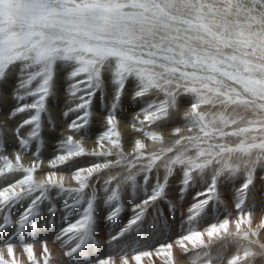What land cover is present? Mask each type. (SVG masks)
<instances>
[{"label":"snow or ice","instance_id":"1","mask_svg":"<svg viewBox=\"0 0 264 264\" xmlns=\"http://www.w3.org/2000/svg\"><path fill=\"white\" fill-rule=\"evenodd\" d=\"M60 68L66 72L68 92L77 102L64 113L65 117L74 113L75 118L67 126L71 134L59 141L57 154L48 161L52 170L37 180L38 170H44L39 155L34 154L30 166L22 164L19 151L14 162L8 155H0V177L22 173L0 187V210L31 200L18 219L4 215L0 222V231L15 225V232L0 243V264H25L21 251L26 264H54L47 241L40 242L37 252L34 242L13 239L40 214L39 206L51 199L52 189L57 195L71 194V202L64 204L67 211L81 202L87 205L79 218L55 236L62 246L70 241L74 244L63 255L71 257L87 245L98 246L94 232L97 195L86 196L85 190L94 188L91 180L112 167L125 171L109 175L101 185L108 208L106 219L114 222L120 214L121 189L131 186L142 191L144 199L135 205L127 225L107 241L109 248L138 224L149 206L166 199L168 177L179 168L183 174L181 199L196 177L205 181V174L211 171V182L205 181L207 187L195 194L187 209L186 233L176 239L185 254L199 250L193 264H254L256 257L264 256V218L253 227L252 211L244 207L256 169L264 168V0H0V82L13 74L17 78L13 90L17 105L7 118L0 119V134L8 130L12 118L30 112L14 129L20 150L26 151L31 142L40 139L41 113L53 94ZM106 73L111 76L114 94L106 105L103 130L96 136L99 150L88 152L74 136L88 129L97 91L103 102ZM130 80L135 89L133 100H145L130 127L158 147L150 150L142 139H135L133 151L126 154L118 113ZM34 81L35 87H30ZM27 97L32 102L22 103ZM181 98L189 100L182 113ZM175 119L182 126L172 127L167 141L162 131L153 130ZM25 126H31L27 136L21 133ZM230 138L238 142H230ZM85 155L101 157L103 162L75 168L71 179L77 187H66L65 177L57 169ZM113 156L115 160L108 159ZM160 168L164 169L163 183ZM153 171L157 180L149 189ZM241 173L244 182L236 190V218L228 212L203 231L192 227L210 203H222L219 178L234 179ZM141 175L143 184L137 182ZM169 208L175 211L170 202ZM49 212L54 215L53 208ZM218 242L222 251L235 246V254L226 257L217 251L212 255ZM161 257L162 264H176L173 243L159 244L154 250L113 248L103 256H91L85 264H143L145 258L155 264Z\"/></svg>","mask_w":264,"mask_h":264},{"label":"rangeland","instance_id":"2","mask_svg":"<svg viewBox=\"0 0 264 264\" xmlns=\"http://www.w3.org/2000/svg\"><path fill=\"white\" fill-rule=\"evenodd\" d=\"M103 79H104L103 102L101 101V93L97 91L94 97L92 98L91 111L93 115L91 117V123L88 129L84 133L76 134L74 138L84 137L86 138V140L95 141L96 136L103 130L101 125L103 123V119L106 114V105H109L111 103L113 94H114V86L112 84L110 74L106 73ZM6 82H0V94L1 93L6 94L5 92L6 89L10 91L11 93L9 94L10 101L8 102V104L6 102V99L1 98L0 96V115L2 117H6L10 113V111L17 105V102L13 97V90L16 88V83H17L16 75L15 74L11 75L6 80ZM35 84L36 82L34 81L33 85H31L30 87H35ZM68 84H69V81L67 79L66 72L64 71L63 68L58 69L55 74L53 94L49 96L48 99L46 100V109L45 111L41 113V117H40L41 127L39 129L40 139L31 142L26 151L19 149L18 141L14 135V129L20 122H22L23 119H27L31 115L30 112L20 113L16 117L12 118V120L10 121L11 124L8 125V128L11 129V131L9 132H11V137L13 138V140L10 141L9 139L5 137L6 132L3 134H0V155H8L9 159L13 160L14 162V157L18 151L20 155H23L26 157L40 153L43 150V145L45 147L46 146L45 143L46 142L48 143L49 141L52 140L49 138V141H47L48 139L46 137V133H45L46 131L44 129L49 130L50 128L48 132L52 133L55 130L56 120H59V119H63L62 121H60V123H58V126H57L58 131L62 133L59 135L61 138L60 140H62L67 135L71 134L69 130L66 128H68L67 126L72 121V119L75 118V114L69 113V115L65 117L64 113L68 110L69 107H73L77 101H75V99L69 94ZM134 90H135L134 83L130 80L129 82H127L125 90L123 92L121 102H120L121 110H119V113H118L121 124L126 126L129 129V134H127L126 131H122L123 141L125 138H127V145L131 149V151L125 150V147L123 146L124 152L126 154H129L133 151L135 139H142L144 142H147L146 144L148 145V148L150 150L152 148L158 147V145H154L151 141L147 140V138L143 137L141 134L134 132V130L130 127V124L133 122V118L137 115L139 110L145 106L144 99L133 100ZM32 100H33L32 97H27L25 101H22V103L23 102L31 103ZM55 101L58 102L57 104L59 107L57 106ZM2 103L5 104L8 107V109H3ZM186 106L187 104L181 106L182 107V109L180 108L181 113L186 110V108H184ZM207 107L209 106H206V108ZM2 111H5V112H2ZM49 111H51V113ZM54 117H55V120H54ZM51 118L53 119L55 123L52 121ZM140 119H143L142 115L140 116ZM175 120L173 121V123L169 125H165L162 129H153V130L162 131L164 135H166L167 133L168 134L167 136L170 137V132H171L172 127L182 126V121H175ZM65 123L67 125H65ZM62 126H64V130ZM60 127H62V131ZM30 128L31 126H25L23 129H21V133L27 136V133L30 131ZM165 139L167 141V138ZM60 140L54 141L52 145L59 142ZM233 141L238 142V139L230 138V142H233ZM37 148L39 149V152H37ZM87 151L89 152V149ZM45 158H48V157L46 156ZM108 159L115 160V157H109ZM95 162H103V158L92 156V155L81 156V157L75 158L70 164L64 165L62 167L60 166V168H58L57 170L61 174L64 175L66 187L74 188V187H77V185L75 181L71 179L72 171H74V169L77 167L89 166ZM2 166H3V161H0V167ZM51 170L52 169L49 168V171ZM108 170L109 169L104 170L103 172H101L102 174L100 173L98 176H96L95 178L91 180V184L95 186L94 188H89L85 190L86 196L91 195L92 192H96V195H97V199L95 201V209H94L95 224H96L94 231H95V237L100 242V244L98 246L97 245H87L85 249L81 251V253L73 254V256L71 257H66L63 255L64 251H68L69 245L71 244V246H74V244H72V242L70 241L69 245L62 246L61 242L59 241V244H58L60 245L59 253L58 254L52 253L54 264H66V262L67 264H85V262L88 261L91 256H94V255L103 256L107 253H110L113 248L115 249L124 248L129 251L154 250L159 244L167 243V242H171L174 245V251H176L174 253V257L176 256L175 257L176 264L177 263L178 264H183V263L193 264V261L195 260V251H199V250H194L193 252H189L185 254L183 253V250L180 249L179 246L176 244V239L179 236L186 233V230L189 227V225L186 223L187 216H188L187 209L194 202L193 198L195 194L197 192L204 191L205 188L207 187V183L211 182V171H208L205 174V181H207V183L205 181L200 180L199 177H196L194 185L190 187L184 193V197L183 199H181L180 198V186H181V180H182L183 174H182V170H180L179 168L174 169L172 175L168 177V182L166 186V199L158 200L155 203V205L149 206L145 210L138 224L134 225L127 233L119 237L118 241H114L112 243V248H109L107 241L110 240V237L113 235V233L114 235H116L120 231L121 228L127 225V221L133 217V214H134L133 209L135 208V205L140 203L142 199H144V193L140 190L134 191L131 186H127L121 189L120 190V200H119V203L121 206V212L118 215V217L115 219V221L111 222L112 223V226H111V223H109L110 221L106 219L108 215V208L103 203L105 194L100 189H101V185L103 181L107 179L109 175L123 173L125 169L123 167H112L110 168L109 171ZM133 171H136V169H133ZM46 172L48 171H45V173ZM21 176H22V173H15V174H8L7 176H4V177H0V187L6 186L7 183L14 182L15 179H18ZM36 179H37V174H36ZM159 179H160V182L162 183L164 182V169L163 168L159 169ZM156 180H157V173L153 171V173L151 174V181L149 184V189L151 187V184L155 183ZM137 182L139 184L144 183L142 175L137 176ZM243 182H244L243 173H241L234 179H227L226 177H223V176L220 177L217 183V187L219 190V196H220V200L222 201V203H210L206 207L205 212L200 217H198L195 221H193L191 226L196 228L197 230L203 231L209 224L222 220L228 214V212L232 214V219H235L237 216V210L235 209L236 190L242 185ZM260 185L262 188L260 187ZM114 186L115 185H113V187ZM254 192H257V193H254ZM38 194H39L38 192L34 193V195H38ZM70 195L71 194L69 193L57 195V190L52 189L49 193V196L51 197V199L44 200L40 204L39 209H38L40 214L35 218L34 221H30L29 224L25 226L24 232L22 234L26 235V234L32 233V235H34L35 238L33 237L31 241H33L34 239H40L41 237L39 236V233L42 229H44V224H46L45 225L46 228L52 229V233H51L52 237L50 236V238L52 239H49V241L52 240L55 242L54 236H56L57 233H59L60 229L66 226L67 224L74 222L77 218H79V215L81 214L83 208L87 206L86 203L81 202L80 204L76 205L72 211H67L64 208V204L66 200L71 202L69 199ZM201 199H203V197H201ZM30 202H31L30 199H25L10 208L0 210V222H2L4 215H9L10 218H12L13 220L18 219L19 216L27 208ZM169 202L171 203V205L174 206L175 208L174 212L170 211ZM244 207H245V210L252 211L253 227H255L257 223L259 224L260 222L259 220H261L262 217L264 218V168L262 167H258L255 171L254 183L247 190L246 203ZM19 208H20V213H19ZM49 208L54 209V215L49 212ZM225 208L227 209V212L225 211ZM31 223L32 224L35 223L36 227L33 228ZM230 227L234 228V224L230 225ZM233 228L232 230H234ZM10 230H13V232H15L14 224L10 225L8 229L6 230L0 231V236L1 234L6 235L7 233L8 235H12L11 233H9ZM261 231L264 232V230H261ZM205 239L207 238L205 237ZM261 239L264 240V236H262ZM39 247L40 246H36L37 252H39ZM217 251H222L219 242L212 247V254L216 255ZM227 251H229L228 252L229 254H227ZM176 253L178 254L176 255ZM222 254L225 256L227 254V257H230L232 254H235V246L228 245L226 247V250L222 251ZM20 258L23 261H25V264H26V260H27L26 255L22 253ZM256 258L257 259H255L254 264H262V263L264 264V256H258ZM68 261H70V263ZM162 262H163V258L161 257L155 261V264H162ZM143 264H153V261H150L148 258H145L143 261ZM196 264H199V262L197 261ZM213 264H221V262L214 261Z\"/></svg>","mask_w":264,"mask_h":264},{"label":"bare ground","instance_id":"3","mask_svg":"<svg viewBox=\"0 0 264 264\" xmlns=\"http://www.w3.org/2000/svg\"><path fill=\"white\" fill-rule=\"evenodd\" d=\"M62 70V69H61ZM62 80V79H61ZM11 81V80H10ZM6 82V81H5ZM7 83V82H6ZM8 89H10V88H8ZM63 89V88H62ZM12 90V89H11ZM56 90V89H55ZM58 91V90H57ZM62 91V90H61ZM2 92V91H1ZM5 92H6V94H3V93H1L0 94V96H1V98H4V99H6V102H7V104H8V102L10 101V91H8L7 89L5 90ZM4 92V93H5ZM60 92V91H59ZM61 93V92H60ZM63 93V92H62ZM64 94V93H63ZM57 96V95H56ZM62 97V96H61ZM128 99V98H127ZM141 100V99H140ZM5 102V103H6ZM12 102V101H11ZM56 102V101H55ZM144 102H145V100H144ZM58 102H56V104H57ZM179 103H180V108L182 109V105H185V104H188L189 103V100H188V98H181V100L179 101ZM10 104V103H9ZM12 104V103H11ZM139 104V103H138ZM140 104H142V103H140ZM97 105V104H96ZM134 105V104H133ZM136 105V104H135ZM57 106H58V104H57ZM59 107V106H58ZM2 108L3 109H8V107L5 105V104H3L2 103ZM50 108V107H49ZM97 108V107H96ZM184 108H186V107H184ZM55 109V108H54ZM121 110V109H120ZM60 111V110H59ZM2 112H5V111H2ZM50 113H51V111H49ZM64 113V112H63ZM120 113H121V111H120ZM62 114V113H61ZM61 114H59V115H61ZM3 115V114H2ZM54 115H56V114H54ZM70 117V116H69ZM73 117V116H72ZM5 118H7V116L6 117H2L1 115H0V119H5ZM57 118V117H56ZM60 118H62V117H60ZM52 119V118H51ZM54 120H55V117H54ZM63 119H59V120H56V123L53 121V119H52V121L55 123V130L52 132V133H49L48 131L50 130V128H49V130L48 129H44L46 132V137H47V141H49V138L50 139H52L51 141H49L48 143L46 142L45 144H46V146L44 147V145H43V150L40 152V153H37V154H35V155H39V157L41 158V160L44 162V170H43V172H41V171H39L38 173H37V180H40V179H43V177H44V174H45V171H49V167H48V161L49 160H51L53 157H54V155H56L57 154V149H58V147H59V142H57V143H55V144H53L52 145V143H54V141H57V140H60L61 138H60V134H62V133H60V131H58V129H57V126H58V123H60V121H62ZM175 121H180V120H178V119H176ZM63 123V122H62ZM173 123V122H172ZM9 124H11L10 122H9ZM46 124V123H45ZM94 124V123H93ZM92 124V125H93ZM65 125H67L66 123H65ZM100 125H101V123H100ZM60 126V125H59ZM63 127V130H64V126H62ZM62 127H60L61 128V131H62ZM66 129H68V128H66ZM120 129H121V131H126V133L127 134H129V129L126 127V126H124V125H122L121 123H120ZM9 131H11V129L10 128H8V130L6 131V135H5V137L7 138V139H9L10 141H12L13 140V138L11 137V132H9ZM13 131V130H12ZM66 132V131H65ZM125 133V134H126ZM168 134L166 133V135H165V138H167V140L169 139L168 137L169 136H167ZM45 138V137H44ZM81 138V139H80ZM74 139H78V140H82V142H83V144H84V146H85V148L88 150L89 149V152H91V151H93L94 149L95 150H99L98 148H97V146L95 145L96 143H95V141H90V140H86V138H82V137H75ZM234 142V141H233ZM145 143H147V142H145ZM123 146L125 147V150H130L131 151V149L128 147V145H127V138H125L124 139V141H123ZM153 146V145H152ZM123 147V148H124ZM153 149V148H152ZM22 156V164H24L25 166L27 165V166H30L31 165V162H32V160H33V158H34V155H32V156H28V157H26V156H23V155H21ZM48 157V158H45V157ZM114 157V156H113ZM62 167V166H61ZM60 168V167H59ZM110 170V169H109ZM108 170V171H109ZM102 174V173H101ZM65 176H67V175H65ZM101 176V175H100ZM11 177V176H10ZM104 177V176H103ZM15 179V178H14ZM258 184H260V183H258ZM254 187V186H253ZM260 187H261V185H260ZM258 188V187H257ZM262 188V187H261ZM256 191V190H255ZM258 191V190H257ZM102 192V191H101ZM254 193H257V192H254ZM62 198V197H61ZM64 198V197H63ZM63 200V199H62ZM253 200V199H252ZM61 201V200H60ZM64 203V202H63ZM102 210V209H101ZM104 211V210H103ZM132 212V211H131ZM10 213H11V211H10ZM19 213H20V208H19ZM17 214H18V212H17ZM129 215V214H128ZM258 215V214H257ZM256 215V216H257ZM130 216V215H129ZM132 216V215H131ZM255 217V216H254ZM59 218V217H58ZM100 218V217H99ZM256 218H258V217H256ZM263 218V217H262ZM55 220V219H54ZM38 221V220H37ZM56 221V220H55ZM59 221V220H58ZM260 221V220H259ZM97 222V221H96ZM99 222V221H98ZM49 223H51V222H49ZM60 223V222H59ZM62 223V222H61ZM109 223H111V222H109ZM255 223V222H254ZM32 224V223H31ZM64 224V223H63ZM258 224V223H257ZM36 225V224H35ZM46 224H44V229H42L41 231H40V233H39V236L41 237L40 239H34L33 241H31L32 239H33V237H34V235H32V233L31 234H19L18 236L17 235H15L14 237H13V239H14V242H16V243H18L21 239H23L25 242H34L35 243V245L36 246H40V242L41 241H47L48 242V246H49V248L51 249V251H52V253H54V254H58L59 253V246L60 245H58L59 244V241H49V239H52V238H50V236H51V233H52V229L51 228H46V226H45ZM58 225V224H57ZM96 225V224H95ZM105 225V224H104ZM107 225H108V223H107ZM49 226V225H48ZM59 226V225H58ZM111 226H112V223H111ZM116 226V225H115ZM105 227V226H104ZM103 228V227H102ZM114 228V227H113ZM231 228H233V227H231ZM8 229V228H7ZM106 229V228H105ZM110 229V228H109ZM234 229V228H233ZM116 230V229H115ZM110 231V230H109ZM117 231V230H116ZM95 232V231H94ZM107 232V231H106ZM9 233H11V234H13L14 232H13V230H10L9 231ZM56 234V233H55ZM54 234V235H55ZM102 234V233H101ZM116 234V233H115ZM107 235V234H106ZM111 235V234H110ZM113 235H114V233H113ZM7 236H9L8 235V233L6 234V235H2L1 234V236H0V243H2L3 242V240L6 238ZM52 237V236H51ZM55 237V236H54ZM35 238V237H34ZM100 239V238H99ZM127 239V238H126ZM104 240V239H103ZM100 241H102V240H100ZM105 242V241H104ZM103 242V243H104ZM100 244V243H99ZM102 244V243H101ZM71 245V244H70ZM65 246V245H64ZM109 247V246H108ZM219 247V246H218ZM118 248V247H117ZM178 248V247H177ZM119 249V248H118ZM117 249V250H118ZM68 250V249H67ZM22 252V251H21ZM20 252V256H21V253ZM65 252V251H64ZM176 251H174V253H175ZM229 251H227V254H229L228 253ZM216 253V252H215ZM61 254V253H60ZM178 253H176V255H177ZM179 254H180V252H179ZM227 254H226V257H227ZM213 255V254H212ZM215 255V254H214ZM229 256V255H228ZM176 257V256H175ZM182 257V256H181ZM179 258V257H178ZM262 258V257H261ZM24 259V258H23ZM255 259H257V258H255ZM185 260V259H184ZM65 262V261H64ZM69 263H70V261H68ZM79 263V262H78ZM261 263V262H260ZM66 264H67V262H66ZM178 264V263H177ZM184 264V263H183ZM263 264V263H262Z\"/></svg>","mask_w":264,"mask_h":264}]
</instances>
